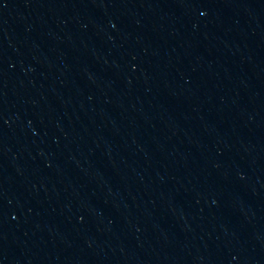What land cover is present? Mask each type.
Instances as JSON below:
<instances>
[{"label": "water", "instance_id": "water-1", "mask_svg": "<svg viewBox=\"0 0 264 264\" xmlns=\"http://www.w3.org/2000/svg\"><path fill=\"white\" fill-rule=\"evenodd\" d=\"M0 264H264V0H0Z\"/></svg>", "mask_w": 264, "mask_h": 264}]
</instances>
